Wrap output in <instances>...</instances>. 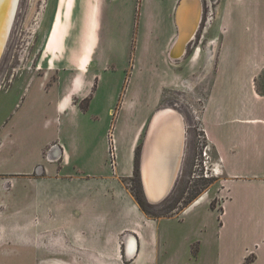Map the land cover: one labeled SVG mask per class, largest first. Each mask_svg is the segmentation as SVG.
<instances>
[{
	"label": "rangeland",
	"instance_id": "rangeland-1",
	"mask_svg": "<svg viewBox=\"0 0 264 264\" xmlns=\"http://www.w3.org/2000/svg\"><path fill=\"white\" fill-rule=\"evenodd\" d=\"M201 1L200 28L184 54L185 58L192 56V73L186 63L188 72L180 79L175 73L182 66L174 58L166 67L162 61L161 50L168 34L164 16L167 0L17 1L0 58V92L13 83H22L10 98L3 100L0 94V124L12 112V121L17 124L16 129L10 130L16 141L0 152V264H88L90 261L82 258V252H88L92 236L80 227L81 221L77 223L80 226L73 221V217L79 216V211L75 213V210L88 201L108 207L106 213L100 211L101 221L106 214L112 215L110 209L117 211L118 227L115 225L109 230L107 226L95 225L93 229L95 238H100L102 251L114 258L111 261L103 258V264H131L124 255V239L131 234L130 226L123 230L119 227L126 224L125 220L132 221L130 213L160 221V239H169L177 254H182L185 246L195 254L192 242L190 245L187 242L200 233L199 224L210 225L203 234L206 240L211 241V237L218 235L221 205L228 198V191L220 181L218 153L209 142L201 121L210 84L209 76L201 73V59L197 62L193 57L197 49H205L209 37H204L202 31L211 12L208 0ZM68 26L71 37L75 39L80 32L91 50L85 69L80 71L85 81L94 80L89 91L95 94L90 107L91 121L88 112L83 120L78 118L76 126L69 125L65 130L66 139L77 136L80 143L77 151L66 148L64 151L69 155L63 159L52 157L58 147L63 150L59 142H53L42 153L41 163L33 165L27 175L20 176L16 171L31 166L38 159L39 143L45 137V133L38 131L36 143L30 138L28 108L34 86L31 90L29 86L25 89V84L37 79L46 85L59 76L56 68L60 65H52L51 57L57 50L58 39L63 37L62 42L68 39L64 38ZM50 34L51 40L48 39ZM87 84L85 82L81 90H86ZM87 105L85 99L80 108L86 110ZM164 106L174 107L182 114L186 141L174 187L166 200L150 205L143 198L138 179V154L145 124L155 108ZM108 107L111 110L107 116ZM2 133L3 129L0 135ZM46 165L58 170L66 166L63 173L50 175L65 174V178H46L47 181L34 186L31 180L40 175L49 176L44 173ZM95 167L101 171L98 176H106L109 181L95 186L99 195L96 193L94 199L88 200L80 185L86 176L90 177L87 173L95 172ZM67 178L73 179L69 182ZM199 197H203V203L185 216L186 208ZM49 204L52 206L47 207ZM71 234L81 241L72 242L68 239ZM206 248L203 255L212 253Z\"/></svg>",
	"mask_w": 264,
	"mask_h": 264
},
{
	"label": "crops",
	"instance_id": "crops-1",
	"mask_svg": "<svg viewBox=\"0 0 264 264\" xmlns=\"http://www.w3.org/2000/svg\"><path fill=\"white\" fill-rule=\"evenodd\" d=\"M179 1L167 0V11L164 14L167 19L168 34L161 52H163L162 61L165 67L168 66L169 60H173L171 51L178 35L175 12ZM208 3L211 12L202 35L209 38L205 43V49L195 51L193 60L201 59L203 69L201 73L209 76L210 87L204 102L201 121L209 142L218 153L220 181L228 191V198L221 205L223 210L217 229L218 235L211 237V241L206 240L203 234L210 225L199 224L198 226L201 225L202 229L197 237L192 236V241H186L188 245L192 242L195 254L189 250V246H185L182 254H177L169 239L166 237L160 239L158 226L160 221L130 213L129 218L132 221L128 223L125 220L126 224L119 227L123 230L130 226L128 228L131 234L124 239V255L126 261H132L131 264L149 262L151 264H243L251 255L253 260L249 264H264V0H208ZM70 30L68 26L64 35V38L68 37L66 42H62L63 37L56 41L57 50L55 49L51 57L52 65L57 63L61 66L56 68L60 72L59 76L46 85V82L41 83L37 79L26 81L25 89L29 86L31 90L32 85L34 86L33 97L28 108L31 116L28 121L30 138L36 143L38 131L45 133V137L39 143L38 159L34 160L30 168L24 166L23 170L16 171L20 176L27 175L33 165L41 163L42 153L53 142H59L63 150L58 147L52 157L63 159L65 155H69L67 150L64 151L66 148L77 151L80 147L77 136H73L71 140L66 139L65 130L69 125L76 126L78 118L83 120V116L88 112L91 121L90 107L95 94L92 95L89 91L94 80L85 81L84 76L80 74V71L85 69L87 55L91 50L88 42H84L83 34L79 32V35L76 34V38L73 39ZM79 37L81 39L77 41ZM50 38L51 34L48 39L51 40ZM49 46L50 44L47 45ZM174 60L182 66L175 73L176 77L184 78L187 74L186 63L190 66L192 73V56L185 58V55H182ZM64 61L66 66H63ZM85 82L88 84L83 91L81 88ZM21 84L13 83L8 89L0 92L1 98L3 100L10 98V94ZM85 99L88 105L86 110H83L80 108V103ZM109 110H111L110 107L106 111L107 116ZM12 113L0 124V132L3 129L0 135V152L7 144L11 145L16 141L10 133V130L17 128V124L12 121ZM94 119L93 123H95ZM93 154L92 151L90 153L92 159ZM65 167L62 166L58 170L46 165L44 173L46 176L52 173L61 174ZM100 173L99 167H95V172L87 173L90 177L86 176V180L80 185L84 188L81 192L83 195H88V200L91 197V200L94 199L96 193L99 195L95 186L100 187L101 181H104V185L109 181L106 176L100 178L98 176ZM55 175L50 177L40 175V178L31 181L36 186L38 183L47 181L46 178H65V174L57 177ZM72 179L66 180L71 182ZM1 184L0 180V190H2ZM202 203L185 210V216L196 210ZM52 204L47 207H51ZM100 205L97 206L95 202L88 201L77 208L75 210L77 212L74 211L75 213L79 211L77 218L72 215L73 221H77L76 225L78 220L81 221L82 225L77 226L83 227L86 233L92 236V244H89L88 252H82V258L89 259L88 264H101L103 258L109 261L114 259L106 256L107 253L102 251L104 249L100 238H95L93 229L95 225H98L107 226L111 230L116 225L117 211L110 209L112 215L106 214L102 219L103 224H100L102 222L100 211L106 213L108 210L106 204L103 205L105 208ZM135 217L139 220L136 221ZM100 231L99 228L98 232ZM129 238L135 244L134 251L130 249ZM68 239L76 243L81 241L72 234L68 236ZM206 247L212 251L209 255H203ZM117 251L115 249L114 253L117 254ZM75 259L78 258L75 257Z\"/></svg>",
	"mask_w": 264,
	"mask_h": 264
},
{
	"label": "bare ground",
	"instance_id": "bare-ground-1",
	"mask_svg": "<svg viewBox=\"0 0 264 264\" xmlns=\"http://www.w3.org/2000/svg\"><path fill=\"white\" fill-rule=\"evenodd\" d=\"M18 0H0V58L4 50L6 40L12 25L14 18L16 6ZM198 1L200 8L202 9L201 0H182L179 8L175 12V21L176 27L178 29V35L175 42V45L171 51V58L178 59L184 55L186 46L193 40L196 36L197 31L200 27V22L202 19V14L198 16L195 13V4ZM190 40V41H189ZM174 109L171 106H164L160 108H155L152 114L158 109ZM178 111V110H177ZM179 112V111H178ZM180 113V112H179ZM150 115L147 124L145 126L142 140L144 138L149 120L152 116ZM183 118L182 114L180 113ZM184 120V118H183ZM185 125V123H184ZM175 121L173 115L170 111L161 112L155 119L152 121V124L149 128V131L145 140V147L143 150V159H142V185L144 190V195L146 200L154 203L161 198L163 194L160 192L164 189V186L167 181L168 173L170 172V152L171 146L173 144V139L175 135ZM185 129V128H184ZM141 140V143H142ZM185 147V146H184ZM184 147L182 150V157L180 161V166L178 172L174 175L173 181L174 187L176 180L180 173L181 163L184 155ZM166 188V187H165ZM167 188L164 191L166 192ZM170 194V193H169ZM203 197H199L196 201L193 202L189 207L186 208V211L190 207L197 205L202 202ZM130 249L134 251L135 244L133 240H128Z\"/></svg>",
	"mask_w": 264,
	"mask_h": 264
},
{
	"label": "water",
	"instance_id": "water-1",
	"mask_svg": "<svg viewBox=\"0 0 264 264\" xmlns=\"http://www.w3.org/2000/svg\"><path fill=\"white\" fill-rule=\"evenodd\" d=\"M182 0L179 1L178 5H177V9L179 8L180 4H181ZM176 9V10H177ZM195 13L197 14V19H198V16L199 14L201 15L202 14V9L200 8L199 6V3L198 1L196 2L195 4ZM190 41V40H189ZM191 42V41H190ZM164 111H170L171 115H173V118H174V121H175V126H174V129H175V135H174V139H173V144L171 146V154H170V172L168 173V177H167V181H166V184L164 186V189L160 192V194H163L161 196L160 199H158L156 202L152 203L148 200H146V196L144 195V190H143V185H142V159H143V150H144V147H145V140H146V136H147V133L149 131V128L152 124V121H154V119L161 113V112H164ZM185 125H184V120L183 118L181 117L180 113L177 111V110H174V109H158L156 110L150 120H149V123H148V126H147V129H146V132H145V135H144V138L142 140V143L140 144V150H139V154H138V178H139V182H140V186H141V191H142V195H143V198L145 199V201L150 204V205H156V204H159L161 203L168 195L169 193L171 192L172 190V186L174 184V181H173V178H174V175L177 174L178 172V168L180 166V161H181V157H182V150H183V147L185 146V141H186V137H185ZM167 188L165 194H164V191L165 189Z\"/></svg>",
	"mask_w": 264,
	"mask_h": 264
},
{
	"label": "trees",
	"instance_id": "trees-1",
	"mask_svg": "<svg viewBox=\"0 0 264 264\" xmlns=\"http://www.w3.org/2000/svg\"><path fill=\"white\" fill-rule=\"evenodd\" d=\"M167 199V198H166ZM165 199V200H166ZM163 202V201H162ZM139 205L142 207V203L140 201H138ZM253 260V257H248L246 258L245 262L243 264H249L251 261Z\"/></svg>",
	"mask_w": 264,
	"mask_h": 264
},
{
	"label": "flooded vegetation",
	"instance_id": "flooded-vegetation-1",
	"mask_svg": "<svg viewBox=\"0 0 264 264\" xmlns=\"http://www.w3.org/2000/svg\"><path fill=\"white\" fill-rule=\"evenodd\" d=\"M139 179V178H138Z\"/></svg>",
	"mask_w": 264,
	"mask_h": 264
}]
</instances>
